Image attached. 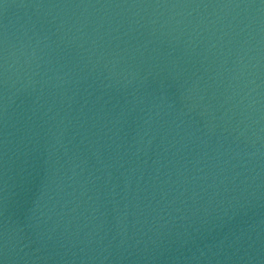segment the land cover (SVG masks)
I'll list each match as a JSON object with an SVG mask.
<instances>
[{"label": "water", "instance_id": "water-1", "mask_svg": "<svg viewBox=\"0 0 264 264\" xmlns=\"http://www.w3.org/2000/svg\"><path fill=\"white\" fill-rule=\"evenodd\" d=\"M0 264H264V0H0Z\"/></svg>", "mask_w": 264, "mask_h": 264}]
</instances>
